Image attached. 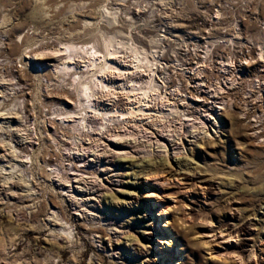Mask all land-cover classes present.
Masks as SVG:
<instances>
[{
	"label": "rangeland",
	"instance_id": "obj_1",
	"mask_svg": "<svg viewBox=\"0 0 264 264\" xmlns=\"http://www.w3.org/2000/svg\"><path fill=\"white\" fill-rule=\"evenodd\" d=\"M212 1L0 0V80L2 83L7 82L5 85L8 88L13 82L17 83V89L31 91L27 92L28 96L21 97L19 90L5 105H14L15 113L24 115V126L21 128L30 131L32 137L34 134V155L44 154L53 142L48 137L54 131L49 122L53 118L57 121L66 116L59 105L47 104V97L56 88L62 87L64 82L68 83H64L63 87H72L73 76L61 73L64 77L62 79L61 75L40 77L32 69L34 67L31 61L28 65L17 62L26 50L31 51L28 55H34L44 47L58 50L65 43L93 44L98 26L97 30L139 33L143 38L138 45L150 52L152 47L149 46V40L158 41V30L163 27L178 31L196 30V26L205 21ZM261 1L259 11L263 14L264 0ZM107 9L116 13V16L119 14L117 25L107 24L103 13ZM123 16L129 19L126 20L124 29L121 28ZM201 29H205L204 25ZM28 47L31 49L28 50ZM123 48L121 46L118 49L122 59L131 61L132 50L124 48L126 52ZM152 51L160 50L158 47ZM29 102L33 105L29 107V112L22 111L24 104ZM18 103L20 107H17ZM228 113L229 117L227 113L221 116L223 128L218 129L213 140L188 146V153L180 155L182 157L155 155L149 160L133 158L132 164L138 167L135 171H140L139 186L135 188L127 185L122 190H138L141 193L127 198L117 194L119 187L100 190L102 196L115 195V198L125 200L121 208L102 202V213L107 224L103 225L104 228L99 221H75L73 208L58 199L64 205V218L72 223L71 231L75 239L71 246L62 237L51 235L52 227L47 221L50 213L44 204L41 208L28 209L29 205H33V200L26 193L22 194L24 189L20 183H16L14 191L6 189L7 192L0 185V264H141L144 259L148 261L145 264H264V251H259L264 249V138L253 135L248 127L252 121L249 120L248 123L242 120L244 116L236 108ZM257 115L255 119L258 120L255 122L260 121L261 126H264V122L260 120V115L264 117V112ZM45 147L47 148L44 150ZM177 158L180 161L186 158L190 162L189 168L180 171L174 162ZM115 160L116 158L111 157L112 162ZM0 164L3 162L0 161ZM42 168L43 166L34 169L32 176L34 183H41L39 189L43 196L45 191L50 190V183L40 172ZM261 218L263 222L256 221ZM143 224H148L149 227L144 228ZM110 227L119 229L122 241L126 235H133L135 242L124 246L123 251L114 259L107 253L113 245L108 236ZM146 229L149 233L142 234L141 231ZM93 232L102 235L103 245L107 250L96 248L94 241L99 239L95 238L98 235ZM255 249L257 253H254ZM120 255H124L123 259Z\"/></svg>",
	"mask_w": 264,
	"mask_h": 264
},
{
	"label": "bare ground",
	"instance_id": "obj_2",
	"mask_svg": "<svg viewBox=\"0 0 264 264\" xmlns=\"http://www.w3.org/2000/svg\"><path fill=\"white\" fill-rule=\"evenodd\" d=\"M103 13L109 26H114L118 22L117 16L119 14L116 16V13H111L108 9L104 10ZM121 19V28H123L126 26V20L129 21V19H125L124 16ZM97 29L95 39L93 41L91 40L94 42L93 44L86 37L90 44L79 45L69 42V44H66L64 42V46L58 50L53 51L44 47L34 55H28L31 51L29 53L26 50V53L17 61L20 63L23 62L24 65H28L29 61H31L33 64L32 67H34L32 69L42 78L50 75L57 77L61 73L63 75L65 74L64 76H73L72 87H63V84L68 82L60 80L64 82L62 87L56 88L54 90L55 92L50 93V95L47 93V104L53 105L55 103L54 106L59 105L66 116L63 114V117H65L56 119L57 121L54 120L55 118H53L52 122L49 120L50 125L54 127V131L48 137L50 136V140L53 142L50 143L48 148H44V150L47 148L44 154L34 155L36 144L33 138L34 134L32 137L29 133L30 131L27 132L24 128H21L24 126V115L19 114L17 112L18 110L16 111L18 114H16L14 105H5L9 98L17 95L19 90L21 97L28 96V93L31 91H27V93L24 88L22 90L20 88L17 89V83L15 84L13 82L11 87L8 88L5 85L7 79H5V83H2L0 80V146L3 152L0 151V161L3 162V164H0L1 189L5 192L14 191L15 185H17L16 183H20L24 189H22L23 193H21H26L33 200V205H29L28 209L34 210L39 206L41 208L42 204H44L50 213L47 216V221L52 227L50 229L51 235L57 236L58 238L62 237L70 246L74 244L75 239L71 231L72 223L64 218L62 213L64 205L62 206V202L58 201V199L66 202L69 207L73 208L74 218H76L75 221H99L103 227L106 223L105 216L102 213V202L108 203L111 207L117 206L121 208L125 204V200L117 199L115 195L114 197L109 194L102 196L100 190H112V188L119 187L117 194L127 198L141 193L138 190H122L127 185L135 188L139 186L140 171H135L138 167L132 164L134 161L133 158L149 160V158L155 157V155L167 158H175L183 154L186 155L188 153V146H192L201 141L213 140L214 136L218 134V129L223 128L221 116L227 113L229 117L228 112L235 109L233 106L235 102L228 100L227 95H221L217 87H214L213 92L208 93L203 89V84H196V88L205 96L201 102L203 105L199 104L197 107L199 110L203 108L204 111H198L195 113L196 115L194 113L189 115V112L188 115L183 114L185 112L183 110L185 102L180 100L181 98L176 99L177 102L166 103L167 98L163 93L160 94L162 96L152 95L148 90L142 89L139 81L135 82L134 79L130 78V76L135 74L136 76H140L150 64H153V62H150L151 60H157L159 58V54L156 53L157 51L153 52L152 50L158 49L155 46L160 45V37L158 41L152 42L151 39L149 40V46L152 49L150 48L151 50L148 52L144 47L138 45L140 44V39L143 38L139 33L127 34L125 30L109 31ZM71 35L73 36L74 34ZM34 38L36 39V37ZM41 43L39 44L42 45ZM121 46L125 49L132 50L130 52L132 53L131 61L122 59L121 53L118 51ZM124 48L123 50H125ZM27 49L29 50L31 48L28 47ZM159 49L161 50V48ZM43 61L48 62L45 63ZM9 71L11 70L9 69ZM25 74L23 73V75ZM62 78L64 77L62 76ZM68 78L70 77L68 76ZM32 98L31 100H33ZM212 100H218L219 102L215 104L210 103ZM18 104L17 107H20V104ZM21 105L23 106L22 103ZM31 106L33 105L30 102L24 104L22 111L26 110V112H29V107ZM45 108L47 107L45 106ZM57 114H54V116ZM241 116L244 115L241 113ZM250 119L251 116L242 118L244 121H249ZM260 120L264 122L262 115H260ZM256 123L253 124V122H250L248 124L249 130L253 131L255 137L263 136L264 138V126L258 129L257 126L261 125V122ZM59 131H61V135H59ZM111 157L116 158V160L112 162ZM180 159H175L176 167L180 171L188 169L190 162L188 163L186 158L182 161ZM41 166L43 168L40 172L44 174L50 183V190L45 191L43 196L40 194L41 189H39V184L41 183H34V176H32L33 170L38 169V167L41 168ZM138 218L142 219V216ZM262 219L256 221L260 223L263 222ZM142 227L148 228L149 225L143 224ZM220 227L223 226L221 225ZM108 229L110 230L108 235L109 241L113 243L111 246L112 249L110 251L106 249L102 241L104 239L101 237L102 235L100 236L98 234L99 232H93L98 235L94 237L99 239L94 241V244L97 249L107 250V253L114 259L119 252L123 251L124 246L133 245L134 237L133 235H126L124 241H122L123 239L119 236L122 233L118 232L119 229H113L111 227ZM148 231V229L142 230L141 233L148 234ZM115 241L117 242L114 243ZM171 246H174L173 243ZM259 251L262 252L264 249H259ZM182 255L181 253L180 256ZM123 256L120 255V258L123 259ZM146 262L148 261L144 259L140 263L145 264Z\"/></svg>",
	"mask_w": 264,
	"mask_h": 264
},
{
	"label": "built area",
	"instance_id": "obj_3",
	"mask_svg": "<svg viewBox=\"0 0 264 264\" xmlns=\"http://www.w3.org/2000/svg\"><path fill=\"white\" fill-rule=\"evenodd\" d=\"M261 2L213 0L205 21L196 26V30L178 31L167 27L158 30L161 50L156 53L159 58L151 60L153 64L140 76L135 74L130 78L139 81L142 89L152 95L162 96L163 93L166 103L181 98L185 102V112L180 111L186 115L204 111L197 107L205 97L196 88L198 84H203L208 93L217 87L221 95H227L228 100L235 102L233 106L238 113L245 118L252 116L250 121L257 124L254 117L264 112V13L259 11ZM203 25L204 30L201 29Z\"/></svg>",
	"mask_w": 264,
	"mask_h": 264
}]
</instances>
